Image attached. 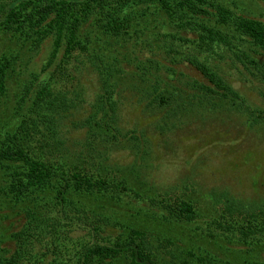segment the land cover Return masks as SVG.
<instances>
[{"label": "trees", "instance_id": "obj_1", "mask_svg": "<svg viewBox=\"0 0 264 264\" xmlns=\"http://www.w3.org/2000/svg\"><path fill=\"white\" fill-rule=\"evenodd\" d=\"M154 12L193 36L163 34L169 38L165 49L182 55L180 64L189 63L203 78L194 80L192 98L243 103L242 95L220 67L211 66L207 55L228 54L264 82V60L260 59L264 57V19L239 14L219 0H0V32L29 41L35 48L48 40L53 46L43 69L48 75L39 80L32 99L22 100L19 124L0 138V207L14 210L24 221L8 233L11 246L6 241L0 244V264H242L209 251L201 255L187 251L184 257H176L175 240L166 238L156 244L147 230L119 221L118 234L108 233V238L100 224L91 226L94 237L73 234L84 229L83 219L90 214L107 225L110 219L103 213L107 206L116 207L126 195L143 196L127 177L103 166L104 153H99L103 169H97L98 162H88L90 155L74 156L61 134L68 119L75 129L86 131L91 149L106 138L136 139L121 134L118 126L120 100L113 71L119 63L106 60L104 52L112 42L126 43L131 32L138 31L140 20ZM9 61L8 57L0 61V95L6 91ZM100 62L112 64L106 68L114 70L102 71ZM155 66L161 68L152 61L150 70ZM89 67L101 75L103 87L96 93L92 111L74 122L71 115L84 107L80 74ZM171 94L159 92L155 99L164 105ZM148 200L150 208L170 222L191 223L199 218L198 206L186 198ZM249 210L237 201L226 204L213 218L210 236L230 246L259 243L264 236V213ZM247 264L264 262L247 260Z\"/></svg>", "mask_w": 264, "mask_h": 264}, {"label": "rangeland", "instance_id": "obj_2", "mask_svg": "<svg viewBox=\"0 0 264 264\" xmlns=\"http://www.w3.org/2000/svg\"><path fill=\"white\" fill-rule=\"evenodd\" d=\"M219 1L239 14L264 19V0ZM135 29L138 31L131 32L132 38L128 37L126 43L112 42L104 53L106 60L119 63L113 71L120 100L118 126L121 134L129 133L136 139L106 138L91 149L86 143V131L75 129L68 119L61 135L74 156L90 155L88 162H98L97 169H103L99 153H104L103 166L127 177L130 186L146 199L126 195L116 207L103 210L110 219L105 220L107 225L90 214L89 219H83L87 226L73 234L94 237L91 226L100 224L108 238V233L118 234L119 221L147 230L156 244L166 238L175 240L176 257H184L187 251L200 255L209 251L242 264H247V260L264 262V236L259 243L247 247L238 243L225 245L218 242L219 237L210 236L213 218L232 201L249 211L264 213V82L226 53L224 57L207 55L211 66L220 67L227 81L242 95L243 103L240 106L230 98H192L194 80L203 78L189 63L180 64L182 55L174 56L165 49L164 42L169 38L163 34H181L191 39L193 36L155 12L149 13L145 21L140 20ZM52 47L50 40L35 48L29 41L0 32V61L7 57L10 60L6 91L0 95V138L19 124L24 113L20 108L22 100L32 99L39 80L48 75L43 69ZM152 61H157L161 68L155 66L150 70ZM101 64L102 71L113 69L106 68L112 64ZM80 77L84 107L71 115L74 122L92 111L96 93L103 87L101 75L92 67ZM159 92L164 96L174 94L168 95L162 105L155 99ZM152 197L166 202L186 198L198 206L199 218L191 223L170 222L161 212L150 208L148 199ZM88 204L97 210L95 204ZM23 223L22 216L14 210L0 207V244L6 241L5 245L11 246L8 233Z\"/></svg>", "mask_w": 264, "mask_h": 264}]
</instances>
